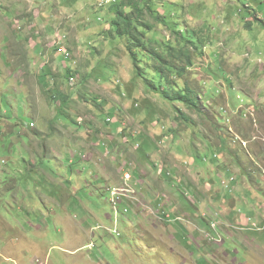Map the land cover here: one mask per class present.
<instances>
[{
  "label": "rangeland",
  "instance_id": "obj_1",
  "mask_svg": "<svg viewBox=\"0 0 264 264\" xmlns=\"http://www.w3.org/2000/svg\"><path fill=\"white\" fill-rule=\"evenodd\" d=\"M101 1L0 0V264H264L248 227L223 226L264 206V0L155 2L158 41L188 30L203 52L188 47L196 110L138 77ZM186 194L200 229L178 216Z\"/></svg>",
  "mask_w": 264,
  "mask_h": 264
},
{
  "label": "trees",
  "instance_id": "obj_2",
  "mask_svg": "<svg viewBox=\"0 0 264 264\" xmlns=\"http://www.w3.org/2000/svg\"><path fill=\"white\" fill-rule=\"evenodd\" d=\"M156 1L165 2L117 0L107 6L110 7L112 17L109 20L110 28L105 31V35L124 44L136 74L150 90L156 91L170 102L182 103L189 109H199V94L192 90L186 80L188 70L193 64L188 47L194 48L200 55H203V52L200 51L195 35L188 30L184 33L170 27L176 42L158 41L159 27H167L169 23L166 14L157 8ZM261 6H264V2ZM250 11L264 28V13L259 9ZM259 14H262V19L258 17ZM60 96L63 99V108L70 105L71 98L68 95ZM182 116L186 122H190L189 117L183 114Z\"/></svg>",
  "mask_w": 264,
  "mask_h": 264
},
{
  "label": "crops",
  "instance_id": "obj_3",
  "mask_svg": "<svg viewBox=\"0 0 264 264\" xmlns=\"http://www.w3.org/2000/svg\"><path fill=\"white\" fill-rule=\"evenodd\" d=\"M34 28V26H32V29ZM57 37H60V36H57ZM51 49V48H50ZM35 50V49H34ZM2 53H3V51H2ZM21 53H23V52H18V54H19V56H17L18 58H20V54ZM4 55V54H3ZM5 66V65H4ZM15 66H16V69H18L19 68V66L17 65V64H15ZM1 67V66H0ZM6 67V66H5ZM47 67V64H45V65H43V67H42V72H43V70H45V68ZM3 71V70H2ZM45 71H47V70H45ZM3 73H4V71H3ZM43 75L42 76H40L39 77V82L40 83H44V80H45V74H46V72H43L42 73ZM12 75L14 76V73L12 74L11 73V71H7V76L8 77H12ZM39 146V145H38ZM69 153V152H68ZM66 154L68 157H69V159H70V161H72L74 158H71V156H70V154ZM87 155V154H86ZM86 155L84 154V158H88V157H86ZM88 160V159H87ZM90 161V160H89ZM161 183V186L162 187H164V188H168L169 187V182H164V181H162V182H160ZM170 188H171V186H170ZM172 188H174V187H172ZM212 191H209V193H211ZM186 197V198H185ZM185 197H179L181 200L183 199V198H185L187 201H188V204L189 205H181L180 203H179V201H177L176 200V202L175 203H177L178 202V205H179V208H180V210H179V214H178V216L180 215V216H182L183 218H186V219H190V220H192L193 222L195 221L194 220V218L196 217V215H193L192 214V210H193V208H192V204H195V203H200L199 202V199H197V196H196V194H195V196H191L190 194L189 195H185ZM205 197L206 196H203L202 198L203 199H205ZM207 198V197H206ZM208 200H210L209 198H207ZM211 201V200H210ZM212 202V201H211ZM216 205V206H215ZM215 206V207H214ZM257 206H259V211H249L248 210V207H247V211L249 212V213H247V214H244V215H241V214H239V213H237V211H230V210H227V208H225V210L227 211V213H226V216L223 218L224 220H225V222L226 223H223V226L225 227V229L227 230L228 228H236L238 231H240L242 234L240 235L242 238H243V230H244V227H248V230H247V234L246 235H244V239H245V241L251 246L252 245V247L253 246H255V247H258V248H261V249H263V251H264V243H261L259 246H256L255 245V243L253 244V243H251L252 241H254V242H257L258 240L259 241H264L263 240V238H253V233H256V234H259L258 232H256V227H257V225H259V224H262V225H264V206L263 205H261V203H259V204H257ZM211 207L213 208V209H217L218 207H219V204L218 203H216L215 204V202H213L212 204H211ZM232 207H234V206H232ZM168 207H165V212H168ZM196 210H198L197 208L195 209V211ZM208 212H209V210H208ZM162 213H164V211H162ZM219 216V214L216 212V216ZM175 216H177V214H175ZM203 218H200L199 219V222H200V224L203 226V221H206L207 222V220H208V218H209V216L207 215V214H204L203 213V216H202ZM156 218H157V216H156ZM198 220V219H197ZM157 224V222L155 223V225ZM154 224H153V228H152V226H151V228L152 229H154V230H156L157 232H162V228H159V227H156ZM210 227L208 226V228L207 229H211V230H215V228L217 227V225L214 223L213 224V222H210ZM194 226H197L198 227V229H200L201 227H199L197 224H195V222H194ZM194 226H192V227H194ZM191 227V228H192ZM238 227V228H237ZM183 228V227H182ZM79 229H81V230H83L81 227L79 228ZM183 229H185V228H183ZM165 230V229H164ZM200 231V230H199ZM202 232V233H201ZM201 232H196L197 233V238H198V240L196 239H194L193 237H191V240H192V242L197 246V247H201V245H200V243H206L207 242V240H209V238H210V233L209 232H203L202 230H201ZM258 239V240H257ZM215 247H217V244H215V243H212ZM248 248H246L245 250L246 251H248L247 250ZM217 250L216 249H214V250H212V252L213 253H215ZM222 254V257L223 258H227V257H230V252L228 253V254H226V253H220L219 255H221ZM262 256V259L264 260V255H261ZM260 256V257H261ZM223 260H228V259H223ZM234 262L232 261L230 264H233Z\"/></svg>",
  "mask_w": 264,
  "mask_h": 264
},
{
  "label": "built area",
  "instance_id": "obj_4",
  "mask_svg": "<svg viewBox=\"0 0 264 264\" xmlns=\"http://www.w3.org/2000/svg\"><path fill=\"white\" fill-rule=\"evenodd\" d=\"M116 1L117 0H102L99 6L102 7V8H105V7H107V6L111 5V4H114ZM64 51L65 50H63L62 52H64ZM128 177L131 179V175L128 176ZM111 196L112 197H111V201L110 202H115V200H117V198L115 197L113 191L111 192Z\"/></svg>",
  "mask_w": 264,
  "mask_h": 264
},
{
  "label": "bare ground",
  "instance_id": "obj_5",
  "mask_svg": "<svg viewBox=\"0 0 264 264\" xmlns=\"http://www.w3.org/2000/svg\"><path fill=\"white\" fill-rule=\"evenodd\" d=\"M127 179L126 180H130V178L127 176L126 177ZM125 189V188H124ZM115 189V190H113V192H114V195H115V197L117 198V200H121V195H125V194H122L125 190L126 191H128V193L129 192H131V190H129V189ZM125 196H127V194L125 195ZM132 197V196H131ZM135 197V196H134ZM130 198V197H129ZM131 199V198H130ZM134 199V198H133ZM117 200H115V203H117ZM117 205V204H116ZM162 218V217H161Z\"/></svg>",
  "mask_w": 264,
  "mask_h": 264
}]
</instances>
